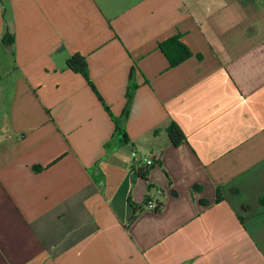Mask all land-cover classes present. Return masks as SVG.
<instances>
[{
	"label": "crops",
	"instance_id": "crops-1",
	"mask_svg": "<svg viewBox=\"0 0 264 264\" xmlns=\"http://www.w3.org/2000/svg\"><path fill=\"white\" fill-rule=\"evenodd\" d=\"M4 4L0 264H264V0ZM178 33L193 56L171 68L158 45ZM76 54L115 117L131 75L129 142L106 150L115 125ZM149 194L163 208L130 223Z\"/></svg>",
	"mask_w": 264,
	"mask_h": 264
},
{
	"label": "trees",
	"instance_id": "trees-1",
	"mask_svg": "<svg viewBox=\"0 0 264 264\" xmlns=\"http://www.w3.org/2000/svg\"><path fill=\"white\" fill-rule=\"evenodd\" d=\"M3 6H4V17L8 19L10 14V7L5 6L4 0H1ZM159 50L165 55L167 58L169 65L171 68H174L189 58L193 56L192 51L189 49V47L182 41V35L178 33L177 35L162 41L158 45ZM68 67L75 73L81 74L85 80L87 81L88 85L94 92V94L97 96L99 101L102 103L104 109L108 112V114L111 116L114 125H115V133L112 139L106 144V150H110L112 148V144L115 141V139L120 138L121 140L125 142H129V137L127 135L126 129H125V123L129 117L130 109L134 97V93L136 90V85L132 82V77L130 75V83L128 87V91L126 93V107L123 112V114L120 117H115L107 103L104 101L100 93L98 92L97 88L93 84L90 75H89V69H88V63L86 61V58L83 57L80 54H76L73 56H70L68 59ZM169 138L175 146L180 145L184 141H186V137L182 130L179 128V126L176 123H172L168 130ZM60 159L52 163H57ZM151 165L140 163L139 167L136 168L134 166L131 167V172L134 175L136 179H142L146 181L148 191L151 192L155 186L150 184L149 182V172H150ZM36 170H41V166L35 167ZM174 195H176L175 192H173ZM223 200V196L220 192L217 194V202H221ZM205 203V202H204ZM155 204L154 212H159L163 208V203L155 201L154 197L149 194L147 195L146 199L141 205L133 204V215L130 219V223H132L139 214H141L144 210L149 209L150 205Z\"/></svg>",
	"mask_w": 264,
	"mask_h": 264
},
{
	"label": "built area",
	"instance_id": "built-area-1",
	"mask_svg": "<svg viewBox=\"0 0 264 264\" xmlns=\"http://www.w3.org/2000/svg\"><path fill=\"white\" fill-rule=\"evenodd\" d=\"M140 163H141L140 160H138V158H135L134 162L132 163V166L138 168ZM146 164L147 165H152L153 161L148 160V161H146ZM149 209L154 210L155 209V204L150 205Z\"/></svg>",
	"mask_w": 264,
	"mask_h": 264
}]
</instances>
